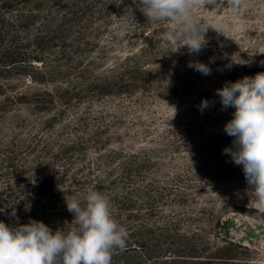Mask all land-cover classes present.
Here are the masks:
<instances>
[{"label":"rangeland","instance_id":"1","mask_svg":"<svg viewBox=\"0 0 264 264\" xmlns=\"http://www.w3.org/2000/svg\"><path fill=\"white\" fill-rule=\"evenodd\" d=\"M115 2L0 0V221L68 231L65 197L91 188L129 233L112 264H264V215L223 151L235 109L216 95L264 72V0L195 9L231 28L209 27L199 54L165 53L173 25Z\"/></svg>","mask_w":264,"mask_h":264},{"label":"clouds","instance_id":"2","mask_svg":"<svg viewBox=\"0 0 264 264\" xmlns=\"http://www.w3.org/2000/svg\"><path fill=\"white\" fill-rule=\"evenodd\" d=\"M123 0H116L118 5ZM218 0H134L148 21L167 22L172 28L162 39L179 52L186 47L189 54H199L207 45L206 33L216 27L198 19L194 10L201 5L214 7ZM245 0H228L233 13H238ZM131 18V9L126 10ZM219 33L228 37L231 28L224 21H215ZM243 64V62H236ZM189 68L207 76L211 68L199 61L189 62ZM224 109L234 108L232 119L224 131L233 137L232 147L224 154L234 164L242 166L249 197L256 198L257 212L264 215V72L226 82L216 89ZM209 101L202 100L201 110ZM174 109V108H173ZM175 115V109L173 116ZM68 212L73 214L68 231L55 232L42 221L9 225L0 221V264H112L113 255L126 249L128 231L111 214L110 200L95 189H88L83 200L65 197ZM16 217L13 208L11 213ZM18 220V217H16Z\"/></svg>","mask_w":264,"mask_h":264}]
</instances>
